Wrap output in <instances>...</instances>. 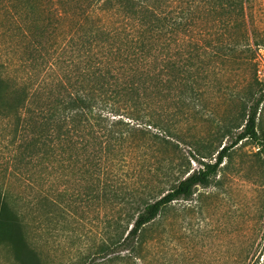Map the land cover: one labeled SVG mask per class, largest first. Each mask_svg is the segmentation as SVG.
<instances>
[{
  "label": "rangeland",
  "instance_id": "1",
  "mask_svg": "<svg viewBox=\"0 0 264 264\" xmlns=\"http://www.w3.org/2000/svg\"><path fill=\"white\" fill-rule=\"evenodd\" d=\"M93 1L0 0V42L8 61L13 59L18 68L11 70V76L22 77L40 69L42 59L56 52L58 42L63 46L75 37L76 21L92 15L94 7L89 5ZM241 1L244 11L234 7ZM196 2L203 13L209 12L200 29L204 30L202 49L190 48L186 53L191 71L198 75L202 70L199 93L186 103L173 96L160 98L159 108L165 110L172 107L180 113L181 106L187 105L179 120L158 114L157 118L176 128L174 136L166 137L159 128L143 124L139 118L130 119L122 111L113 119L135 127L128 135L118 136L107 163L105 154L93 161L99 164L93 175L86 174L79 163L76 177H17L6 173L3 166L8 157L7 128L0 121V183L15 197L33 204L17 206L26 215L28 236L45 264L88 263L116 230L129 226L145 203L173 188L185 176V168H201L197 148L209 149L208 160H215L213 154L227 144L223 130L245 124L248 109L259 98L263 102L258 130L264 138V0ZM94 17L93 13L90 18ZM70 49L61 52L65 71L66 61L75 55ZM48 190H67L69 195L62 199L67 210L34 207L38 193ZM70 194L76 195L73 202ZM143 242L133 260L123 252L110 255L107 261L105 256H97L96 262L239 264L242 259L264 257V161L257 147L250 141L241 142L212 184L199 187L190 200L172 204L146 228ZM0 264H17L10 248L0 247Z\"/></svg>",
  "mask_w": 264,
  "mask_h": 264
},
{
  "label": "trees",
  "instance_id": "2",
  "mask_svg": "<svg viewBox=\"0 0 264 264\" xmlns=\"http://www.w3.org/2000/svg\"><path fill=\"white\" fill-rule=\"evenodd\" d=\"M89 6L94 7L92 15L96 17L87 15L76 21L75 37L63 46L56 43V52L42 59V67L25 76H11V70L18 68L13 59L8 61L11 59L0 42V121L7 128L6 173L17 177H76L81 163L84 172L93 175L99 166L93 161L105 154L107 163L112 155L110 147L120 140L118 136L128 135L135 127L113 117L123 111L130 119L139 118L171 137L176 128L157 118L158 114L179 120L187 105L181 106L180 113L172 107L165 110L159 108L160 98L173 96V100L186 103L199 93L197 81L202 70L198 75L191 71L186 53L190 48L202 49L204 30L200 29L209 12L203 13L196 0H94ZM234 7L244 11L245 2ZM68 49L75 55L66 61L65 71L61 52ZM262 102L259 98L252 104L242 126H226L222 135L227 144L213 154L215 160H208L209 149L197 148L200 169L185 168V176L173 188L145 203L129 226L121 232L116 230L88 263L76 264H97V256H105L107 261L110 255L123 252L130 260L136 258L145 244L146 228L175 202L188 201L199 187H209L241 142L254 144L264 161V138L258 130ZM139 113L140 117H135ZM56 191L38 193L34 207L67 210L62 199L69 193ZM73 199L76 195L70 194V201ZM20 203L31 204L0 183V247L10 248L17 264H45L28 236ZM239 264H264V257L242 259Z\"/></svg>",
  "mask_w": 264,
  "mask_h": 264
}]
</instances>
